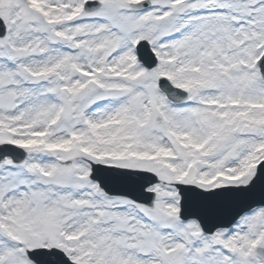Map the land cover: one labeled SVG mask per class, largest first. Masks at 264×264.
Masks as SVG:
<instances>
[{"label": "snow or ice", "instance_id": "1", "mask_svg": "<svg viewBox=\"0 0 264 264\" xmlns=\"http://www.w3.org/2000/svg\"><path fill=\"white\" fill-rule=\"evenodd\" d=\"M0 264H264V0H0Z\"/></svg>", "mask_w": 264, "mask_h": 264}]
</instances>
